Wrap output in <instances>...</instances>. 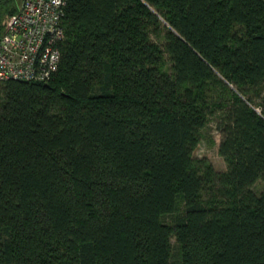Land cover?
I'll return each mask as SVG.
<instances>
[{"label": "trees", "instance_id": "16d2710c", "mask_svg": "<svg viewBox=\"0 0 264 264\" xmlns=\"http://www.w3.org/2000/svg\"><path fill=\"white\" fill-rule=\"evenodd\" d=\"M66 1L52 78L0 82V264H264V0Z\"/></svg>", "mask_w": 264, "mask_h": 264}, {"label": "built area", "instance_id": "2783aa9c", "mask_svg": "<svg viewBox=\"0 0 264 264\" xmlns=\"http://www.w3.org/2000/svg\"><path fill=\"white\" fill-rule=\"evenodd\" d=\"M66 0H23L0 39V82L49 81L62 56Z\"/></svg>", "mask_w": 264, "mask_h": 264}, {"label": "rangeland", "instance_id": "374dc122", "mask_svg": "<svg viewBox=\"0 0 264 264\" xmlns=\"http://www.w3.org/2000/svg\"><path fill=\"white\" fill-rule=\"evenodd\" d=\"M23 0H0V39L4 35L12 14L20 6ZM259 111V107L256 108ZM222 135L216 126V119L213 118L201 130L200 141L195 149V156L207 158L218 170H225L227 162L220 152ZM253 189L257 193L264 191V179H259ZM174 241V240H173Z\"/></svg>", "mask_w": 264, "mask_h": 264}]
</instances>
